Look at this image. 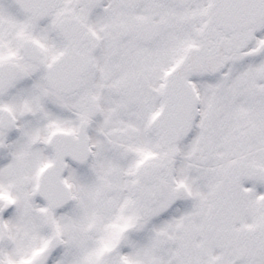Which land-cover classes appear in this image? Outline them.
Listing matches in <instances>:
<instances>
[{
    "label": "snow or ice",
    "instance_id": "obj_1",
    "mask_svg": "<svg viewBox=\"0 0 264 264\" xmlns=\"http://www.w3.org/2000/svg\"><path fill=\"white\" fill-rule=\"evenodd\" d=\"M0 264H264V0H0Z\"/></svg>",
    "mask_w": 264,
    "mask_h": 264
}]
</instances>
